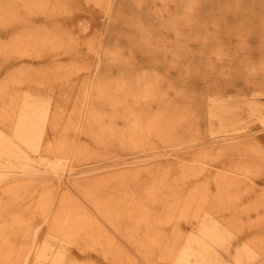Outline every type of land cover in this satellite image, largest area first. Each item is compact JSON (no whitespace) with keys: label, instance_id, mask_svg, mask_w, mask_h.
<instances>
[{"label":"rangeland","instance_id":"1","mask_svg":"<svg viewBox=\"0 0 264 264\" xmlns=\"http://www.w3.org/2000/svg\"><path fill=\"white\" fill-rule=\"evenodd\" d=\"M109 1L0 0V264H175L205 213L219 264H264V0Z\"/></svg>","mask_w":264,"mask_h":264},{"label":"bare ground","instance_id":"2","mask_svg":"<svg viewBox=\"0 0 264 264\" xmlns=\"http://www.w3.org/2000/svg\"><path fill=\"white\" fill-rule=\"evenodd\" d=\"M174 2L173 8L175 9L176 13L180 14L181 10L177 11L176 6H182L184 4V1L187 2V11L193 13L194 11V3L198 2L199 0H171ZM203 1V0H202ZM107 5H109L110 1L106 0ZM38 4V3H37ZM42 4V3H40ZM176 4V5H175ZM42 6V5H41ZM184 6V5H183ZM171 7V9H173ZM169 9V11H171ZM168 9H166L163 14L167 13ZM27 113H21L17 116L16 122L14 123L12 134L13 138L16 139V142L21 143L25 147L30 146V138H32V141L34 142V147L38 149L39 142L41 139V136L43 134V131L48 125L50 129H52L55 126V119L57 115L55 114H49V111L51 107L49 106V103H41V104H31L27 105ZM22 109V108H21ZM29 112V113H28ZM2 138V132L0 131V140ZM31 141V142H32ZM9 144V145H8ZM0 148L3 150V155L1 156H7L8 158H19V153L15 152L16 150L10 143H1L0 142ZM61 155L58 157L59 161L60 159H65L64 156ZM144 168H140L142 170ZM139 172V171H138ZM137 172V173H138ZM134 174V173H133ZM136 174V172H135ZM226 182V181H225ZM218 185L216 188V192L214 194V198H212V204L210 205V210L213 205H218L221 201V204L225 203L227 205L228 199L224 202L225 198H228V194L226 193L228 191V181L226 184ZM222 204V205H223ZM234 221L231 222V225ZM94 226L88 224V230H90V233L85 234L84 237L80 238V240H77V245L86 247L87 246V240L92 239V230ZM81 229L80 226L75 225L74 227H68L66 228V233H62V236L65 238L63 241L67 243L74 244L77 238V232ZM60 232L65 231L64 227L59 228ZM228 229L219 224V222L213 218L210 213H205L203 215V218L200 222L198 234L194 237H191L189 240H191V244H188L186 247L184 246L177 254L176 257V263L175 264H219V260L216 257L217 252L215 248L223 247L225 245V241L228 238ZM231 233V232H230ZM190 242V241H189ZM80 248L79 250H81ZM50 251H48V247L44 244L42 246V249L38 252L37 258H36V264H45L46 260H48ZM67 261L65 254L63 251H57L55 254V257L52 258L49 264H76L74 262H65Z\"/></svg>","mask_w":264,"mask_h":264}]
</instances>
